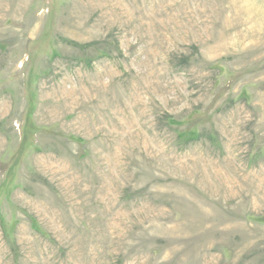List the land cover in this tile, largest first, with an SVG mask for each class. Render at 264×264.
Returning a JSON list of instances; mask_svg holds the SVG:
<instances>
[{"label": "rangeland", "instance_id": "rangeland-1", "mask_svg": "<svg viewBox=\"0 0 264 264\" xmlns=\"http://www.w3.org/2000/svg\"><path fill=\"white\" fill-rule=\"evenodd\" d=\"M0 264H264V0H0Z\"/></svg>", "mask_w": 264, "mask_h": 264}]
</instances>
